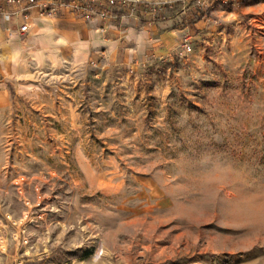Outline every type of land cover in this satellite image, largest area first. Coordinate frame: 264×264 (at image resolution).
Segmentation results:
<instances>
[{
	"label": "rangeland",
	"instance_id": "1",
	"mask_svg": "<svg viewBox=\"0 0 264 264\" xmlns=\"http://www.w3.org/2000/svg\"><path fill=\"white\" fill-rule=\"evenodd\" d=\"M149 1L167 56L0 43V264H264V0Z\"/></svg>",
	"mask_w": 264,
	"mask_h": 264
},
{
	"label": "crops",
	"instance_id": "2",
	"mask_svg": "<svg viewBox=\"0 0 264 264\" xmlns=\"http://www.w3.org/2000/svg\"><path fill=\"white\" fill-rule=\"evenodd\" d=\"M157 13V12H156ZM30 31L25 36L8 35L7 29L16 27L15 21L0 17V43L19 42L38 32L56 34L74 40L90 52H99L104 62L128 65L147 55L167 56L177 42L181 28L171 20L156 14L140 18L122 15L104 20L85 21L72 15H41L38 9L29 12ZM194 24H200L197 21Z\"/></svg>",
	"mask_w": 264,
	"mask_h": 264
},
{
	"label": "built area",
	"instance_id": "3",
	"mask_svg": "<svg viewBox=\"0 0 264 264\" xmlns=\"http://www.w3.org/2000/svg\"><path fill=\"white\" fill-rule=\"evenodd\" d=\"M198 1L197 3H200ZM168 3L149 0H0V17L16 23L15 28L7 29L8 35L23 37L30 31L28 16L33 8L38 9L41 15L67 14L92 21L115 18L119 15L140 18L147 15L145 13L155 14L159 4ZM181 48L183 52L190 51V46L185 40Z\"/></svg>",
	"mask_w": 264,
	"mask_h": 264
}]
</instances>
